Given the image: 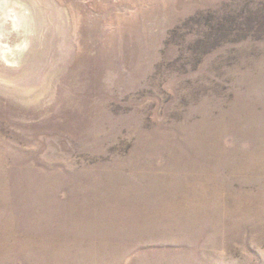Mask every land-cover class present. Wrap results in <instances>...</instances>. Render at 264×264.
Wrapping results in <instances>:
<instances>
[{
  "label": "rangeland",
  "instance_id": "1",
  "mask_svg": "<svg viewBox=\"0 0 264 264\" xmlns=\"http://www.w3.org/2000/svg\"><path fill=\"white\" fill-rule=\"evenodd\" d=\"M0 4V264H264V0Z\"/></svg>",
  "mask_w": 264,
  "mask_h": 264
},
{
  "label": "bare ground",
  "instance_id": "2",
  "mask_svg": "<svg viewBox=\"0 0 264 264\" xmlns=\"http://www.w3.org/2000/svg\"><path fill=\"white\" fill-rule=\"evenodd\" d=\"M1 5V4H0Z\"/></svg>",
  "mask_w": 264,
  "mask_h": 264
}]
</instances>
